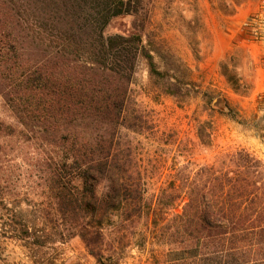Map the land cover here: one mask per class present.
Here are the masks:
<instances>
[{
  "label": "trees",
  "instance_id": "1",
  "mask_svg": "<svg viewBox=\"0 0 264 264\" xmlns=\"http://www.w3.org/2000/svg\"><path fill=\"white\" fill-rule=\"evenodd\" d=\"M40 1L0 0V95L19 124L0 120V242L45 245L44 223L29 220L23 209V194L36 193L51 204L57 228L66 229L62 241L71 230L99 264H109L103 261L105 228L146 218L152 241L168 247L158 261L264 264V160L246 149L182 166L147 197L134 137L144 122L131 99L138 60L146 61L152 79L168 81L166 93L178 100L195 87L173 82L143 40L154 0H46L43 11L63 13L60 21L47 19L70 31L66 36L48 34ZM124 16H138L143 25L129 35H107L110 22ZM230 67L227 60L221 72L237 91L240 80ZM218 98L212 105L221 114L246 124L223 97L214 105ZM256 102L262 116L255 114L253 123L264 141V90ZM212 132L211 122L200 125L202 144L212 142ZM21 150L34 162L27 174L15 172Z\"/></svg>",
  "mask_w": 264,
  "mask_h": 264
},
{
  "label": "rangeland",
  "instance_id": "2",
  "mask_svg": "<svg viewBox=\"0 0 264 264\" xmlns=\"http://www.w3.org/2000/svg\"><path fill=\"white\" fill-rule=\"evenodd\" d=\"M40 3L44 4L39 10V20L49 30L48 34L69 35L70 31L62 25L55 24L56 29L47 19L62 20L60 9L52 14L49 9L43 11L49 6L46 0ZM263 5L264 0H154L150 19L142 29L143 40L154 52L160 68L174 76L173 82L192 81L195 87H189L191 97L178 100L166 93L168 81L152 79L146 61L138 60L131 99L144 122V131L134 137L148 198L156 196L160 187L189 163L193 167L213 163L240 149L264 160V141L258 137L260 130L253 123L255 114L262 116L256 100L264 90V22L253 19L263 12ZM142 25L138 16L119 17L110 22L106 34L129 35ZM227 60L240 80L237 91L221 72ZM218 97L238 111L246 124L221 114L212 105ZM0 120L19 128L17 118L1 95ZM203 122L213 125L210 144H202L198 137ZM11 146L15 149L17 143ZM26 152L21 150L16 160L21 168L15 172L27 174L28 164L34 163L26 161ZM21 184L25 193L30 181L25 178ZM22 198L29 220L44 223L40 229L44 232L39 231L45 245L36 247L30 241L2 239L0 264H99L82 239L72 236L71 230L70 238L62 241L63 234L68 233L65 228H57L54 213L48 208L51 204L43 195L28 193ZM104 230L105 263L166 264L158 260L164 258L168 247L152 241L147 218L135 224L115 220L114 225Z\"/></svg>",
  "mask_w": 264,
  "mask_h": 264
},
{
  "label": "built area",
  "instance_id": "3",
  "mask_svg": "<svg viewBox=\"0 0 264 264\" xmlns=\"http://www.w3.org/2000/svg\"><path fill=\"white\" fill-rule=\"evenodd\" d=\"M257 17H258V18H257ZM258 19H260V21L264 22V5H263V12L260 13V14H258V15L256 16V18L253 19V21H254V20L257 21Z\"/></svg>",
  "mask_w": 264,
  "mask_h": 264
},
{
  "label": "water",
  "instance_id": "4",
  "mask_svg": "<svg viewBox=\"0 0 264 264\" xmlns=\"http://www.w3.org/2000/svg\"><path fill=\"white\" fill-rule=\"evenodd\" d=\"M221 100V98L219 97L215 102L214 105H217L219 103V101Z\"/></svg>",
  "mask_w": 264,
  "mask_h": 264
}]
</instances>
